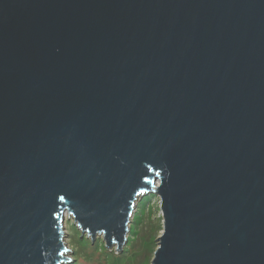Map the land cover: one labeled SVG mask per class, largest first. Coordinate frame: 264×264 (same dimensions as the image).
Listing matches in <instances>:
<instances>
[{"label": "water", "instance_id": "1", "mask_svg": "<svg viewBox=\"0 0 264 264\" xmlns=\"http://www.w3.org/2000/svg\"><path fill=\"white\" fill-rule=\"evenodd\" d=\"M150 192L149 264H264V0H0V264Z\"/></svg>", "mask_w": 264, "mask_h": 264}, {"label": "rangeland", "instance_id": "2", "mask_svg": "<svg viewBox=\"0 0 264 264\" xmlns=\"http://www.w3.org/2000/svg\"><path fill=\"white\" fill-rule=\"evenodd\" d=\"M130 227L122 250L116 252L114 247L106 248L101 235H97L92 242L90 236L81 234L72 217L65 214L63 230L68 248L65 256L71 261L63 264H149L152 250L157 246L154 235L158 236L161 232L158 228H162L159 197L156 194L150 192L137 198Z\"/></svg>", "mask_w": 264, "mask_h": 264}, {"label": "trees", "instance_id": "3", "mask_svg": "<svg viewBox=\"0 0 264 264\" xmlns=\"http://www.w3.org/2000/svg\"><path fill=\"white\" fill-rule=\"evenodd\" d=\"M159 230H162V228L160 227V228H158ZM129 230H131V227H129ZM154 237H157V234H155L154 235ZM149 241H150V239H149ZM152 251H154V249L152 250ZM123 253H124V251H123ZM117 254H119V253H117ZM142 257V256H141Z\"/></svg>", "mask_w": 264, "mask_h": 264}, {"label": "snow or ice", "instance_id": "4", "mask_svg": "<svg viewBox=\"0 0 264 264\" xmlns=\"http://www.w3.org/2000/svg\"><path fill=\"white\" fill-rule=\"evenodd\" d=\"M61 255H63V253H61Z\"/></svg>", "mask_w": 264, "mask_h": 264}]
</instances>
